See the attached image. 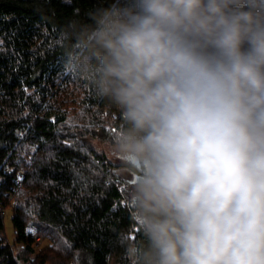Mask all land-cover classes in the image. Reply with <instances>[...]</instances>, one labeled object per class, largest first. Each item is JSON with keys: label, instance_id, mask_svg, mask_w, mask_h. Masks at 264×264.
Wrapping results in <instances>:
<instances>
[{"label": "clouds", "instance_id": "9594fccd", "mask_svg": "<svg viewBox=\"0 0 264 264\" xmlns=\"http://www.w3.org/2000/svg\"><path fill=\"white\" fill-rule=\"evenodd\" d=\"M66 69L122 117L128 264H264V0H115Z\"/></svg>", "mask_w": 264, "mask_h": 264}, {"label": "trees", "instance_id": "16d2710c", "mask_svg": "<svg viewBox=\"0 0 264 264\" xmlns=\"http://www.w3.org/2000/svg\"><path fill=\"white\" fill-rule=\"evenodd\" d=\"M114 2L0 0V264H128L121 234L140 239L122 203L134 177L93 144H113L121 114L66 69L75 33Z\"/></svg>", "mask_w": 264, "mask_h": 264}, {"label": "rangeland", "instance_id": "374dc122", "mask_svg": "<svg viewBox=\"0 0 264 264\" xmlns=\"http://www.w3.org/2000/svg\"><path fill=\"white\" fill-rule=\"evenodd\" d=\"M93 144H94V146L97 147V149L100 152L102 151V152L106 153L108 155L109 159H114L115 158V160H119L115 156L110 154V148H111L110 144H107V143H105L103 141H100V140H94ZM116 181H118V180H116ZM117 183H119V181ZM119 185L121 186V188L123 186L125 188V184H121V182H120ZM4 221H5V226H6V236L8 238L7 240H8V242L10 241V244L13 245V243H14V241L16 239V235H15L14 227H13V223H12V211L10 209H8L6 211V215H5V220ZM40 244L38 246H36L37 250H41L43 247H45L48 244H50V241L48 239H44L43 238L42 241L40 242Z\"/></svg>", "mask_w": 264, "mask_h": 264}, {"label": "built area", "instance_id": "2783aa9c", "mask_svg": "<svg viewBox=\"0 0 264 264\" xmlns=\"http://www.w3.org/2000/svg\"><path fill=\"white\" fill-rule=\"evenodd\" d=\"M118 187L121 189V186L120 185H118ZM122 203H123V205L124 206H128L129 208H131L132 209V211H133V208H132V204H131V202H130V198H123V200H122ZM134 231H135V229H133L131 232H130V234L132 235V236H134ZM29 234L30 235H35V231L34 230H29ZM42 241V239H41V237H37L36 238V243H37V246L40 244V242Z\"/></svg>", "mask_w": 264, "mask_h": 264}, {"label": "bare ground", "instance_id": "6f19581e", "mask_svg": "<svg viewBox=\"0 0 264 264\" xmlns=\"http://www.w3.org/2000/svg\"><path fill=\"white\" fill-rule=\"evenodd\" d=\"M116 182H117V181H116ZM119 183H120V182H119ZM121 184H123V183H121ZM115 185H116V184H115ZM116 187H117V186H116ZM123 188H124V186L122 187V189H123ZM125 188H126V187H125ZM123 190L125 191V189H123ZM124 193H125V192H124ZM124 195H125V194H124ZM128 197H129V196H128ZM128 197H127V198H128ZM0 210H1V209H0ZM131 210H132V209H131ZM3 212H4V211H3ZM5 214H6V213H5ZM5 214H4V215H5ZM4 217H5V216H4ZM134 232H135V231H134ZM7 242H8V241H7ZM9 242H10V241H9ZM40 245H41V244H40ZM13 246H14V245H13Z\"/></svg>", "mask_w": 264, "mask_h": 264}]
</instances>
